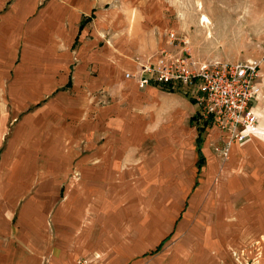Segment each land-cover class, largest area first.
<instances>
[{
  "label": "crops",
  "instance_id": "obj_1",
  "mask_svg": "<svg viewBox=\"0 0 264 264\" xmlns=\"http://www.w3.org/2000/svg\"><path fill=\"white\" fill-rule=\"evenodd\" d=\"M7 2L0 0V76L8 72L15 59H19L18 71L28 67L24 71L32 75V78L23 77L22 80L21 77L14 81L15 85L9 89L15 97L22 91L23 97L18 104L12 105V111L17 112L40 96L54 94L58 87L65 89H59L56 97L63 101L56 104L57 129L62 130H57L56 150L52 147L51 154H44L38 141V162L41 164L37 167L15 161L0 162V264H81L80 260L82 264H113L109 248L97 246L91 240L96 236L93 229L96 208L100 212L111 193L118 194L121 180L140 177L148 165L176 164L181 169L186 166L181 176L186 184L192 181L194 172H191L190 163L195 162L196 167L198 160L195 107L181 88L167 90L147 86L138 89L133 79L123 77L137 70L136 55L156 54L159 46L155 39L142 42L128 35L123 42L125 46L113 53L104 45L93 53H97L92 58L96 74L88 76L81 65L73 71L69 68L67 49L81 32L80 23L78 28L75 24L85 15L80 8L58 11L59 16L43 31L45 39L33 48L30 42L33 22L29 23L31 29L25 26L32 5L14 2L7 8ZM50 10L51 7L43 9L38 21L50 16ZM93 12L86 17L88 20ZM19 48L22 49L20 55ZM259 53L249 59H259L263 54ZM261 65L264 69V64ZM71 82L75 90L73 96L66 91L71 88ZM24 91L27 96H23ZM92 92L95 93V108L87 99ZM102 92L104 98L99 97ZM254 110L264 130V89ZM59 114H64L65 119ZM37 119L35 115L27 117L18 131L25 132L32 126L28 133H35L36 128H40ZM67 121L73 124L66 126ZM206 128L200 145L202 165L222 161L212 151L214 146L221 145L218 131L214 127ZM63 132L68 134L63 135ZM16 137L17 147L12 140L5 155L31 152L21 147L17 134ZM237 154L240 155L237 159H245L251 170V180L264 177V137H252L242 145L232 146L227 160H237ZM48 157L52 170L44 167L43 160ZM66 168L69 175L74 168L78 178L69 179L65 198L57 202L56 199L41 200L40 178H26L32 171L52 172L57 190L62 187L61 177L65 174L62 172ZM3 171H7L4 177ZM121 263L122 259L118 264Z\"/></svg>",
  "mask_w": 264,
  "mask_h": 264
},
{
  "label": "rangeland",
  "instance_id": "obj_2",
  "mask_svg": "<svg viewBox=\"0 0 264 264\" xmlns=\"http://www.w3.org/2000/svg\"><path fill=\"white\" fill-rule=\"evenodd\" d=\"M14 2L32 5L25 26L31 29L29 23L33 22L34 29L30 30L33 48L45 39L43 31L59 16L58 11L80 8L85 15L75 24L78 28L94 10L93 17L84 21L77 39L67 49L70 71L81 65L88 76L96 74L92 58L97 53H93L104 45L113 53L125 46L123 42L128 35L142 42L155 39L160 47L165 44V32L175 31L187 41L192 60L199 63L219 60L234 63L246 61L256 52L264 54V0H8L6 7ZM48 7L50 16L38 21L41 11ZM202 17L209 20L207 26L200 24ZM21 50H17L19 55ZM136 57L135 63L141 64L153 55ZM18 61L10 63L8 72L0 76V162L15 161L37 167L41 164L38 141L44 154H51L52 147L56 150L57 130L62 131L57 129L56 104L63 103L56 97L59 89L65 88L58 87L54 94L40 96L13 112L12 105L23 99L22 91L15 97L9 89L21 77L32 78L24 71L28 67L18 71ZM70 87L66 91L73 96L72 82ZM100 96L104 98L105 93ZM87 99L95 108V93H90ZM91 114L89 118L93 117ZM32 115L38 118L39 130L28 133L30 126L25 131L28 135L18 131L21 122ZM59 117L66 116L59 114ZM71 124L67 121L66 126ZM206 130L201 133L202 138ZM16 134L19 145L31 152L9 157L5 149L12 140L17 147ZM216 148L220 147L214 146L212 151L222 161L204 162L199 171L195 162L190 163L194 176L187 184L181 176L185 174L186 163L184 170L176 164L148 165L140 177L121 180L118 194L111 193L100 212L96 208L93 228L96 236L91 240L97 246L109 248L113 264L120 259L121 264H264V177L251 180L245 159H237L239 154L235 156L237 160H227L229 156L224 159ZM43 162L45 168L53 169L49 157ZM73 170L70 175L67 168L62 172L65 173L61 177L62 187L57 190L52 172L32 171L26 178H40L41 200L57 202L65 198L69 179L78 178ZM3 172L4 177L7 171ZM165 237L164 243L156 248Z\"/></svg>",
  "mask_w": 264,
  "mask_h": 264
},
{
  "label": "built area",
  "instance_id": "obj_3",
  "mask_svg": "<svg viewBox=\"0 0 264 264\" xmlns=\"http://www.w3.org/2000/svg\"><path fill=\"white\" fill-rule=\"evenodd\" d=\"M165 44L153 57L137 64L134 72L125 73L138 89L147 86L167 90L181 88L194 107V123L199 127H214L220 136V148L215 150L228 158L234 145H242L252 137H264L259 116L254 110L264 89V54L259 59L219 60L199 63L187 52V41L175 31L164 34ZM173 47H180L176 51Z\"/></svg>",
  "mask_w": 264,
  "mask_h": 264
},
{
  "label": "trees",
  "instance_id": "obj_4",
  "mask_svg": "<svg viewBox=\"0 0 264 264\" xmlns=\"http://www.w3.org/2000/svg\"><path fill=\"white\" fill-rule=\"evenodd\" d=\"M88 20V18H85L84 20H83V22L82 23H80L79 24V31H81L82 30V28H83V23H84V21H87ZM204 129H205V127H200V128H198V130H197V136H196V138H195V142H196V153H197V157H198V160H197V162H196V169L198 170L199 168H200V166L202 165V161H203V158L201 157V154H200V145H201V133L204 131ZM166 238L167 237H165L164 238V240H162L160 243H158V245L156 246V248H158L159 249V247L164 243V241L166 240Z\"/></svg>",
  "mask_w": 264,
  "mask_h": 264
},
{
  "label": "bare ground",
  "instance_id": "obj_5",
  "mask_svg": "<svg viewBox=\"0 0 264 264\" xmlns=\"http://www.w3.org/2000/svg\"><path fill=\"white\" fill-rule=\"evenodd\" d=\"M210 22H209V20H207L205 17H202V19H201V21H200V24L201 25H208Z\"/></svg>",
  "mask_w": 264,
  "mask_h": 264
}]
</instances>
